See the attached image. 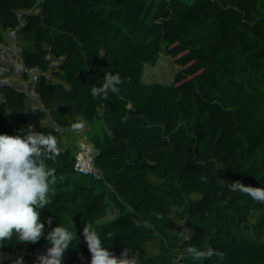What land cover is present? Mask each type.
Returning <instances> with one entry per match:
<instances>
[{"label": "trees", "instance_id": "1", "mask_svg": "<svg viewBox=\"0 0 264 264\" xmlns=\"http://www.w3.org/2000/svg\"><path fill=\"white\" fill-rule=\"evenodd\" d=\"M259 2L0 0V107L22 115L1 120L0 108V133L31 126L58 139L48 161L55 195L40 215L76 236L63 264H87L88 222L109 251L129 247L141 264H264V203L228 187H264ZM169 44L187 81L169 76ZM109 72L123 81L119 94L94 99ZM77 122L83 131L72 129ZM118 185L136 197L129 212L102 213V195ZM206 245L224 260L187 251ZM49 247L13 237L0 242V264H27Z\"/></svg>", "mask_w": 264, "mask_h": 264}, {"label": "clouds", "instance_id": "2", "mask_svg": "<svg viewBox=\"0 0 264 264\" xmlns=\"http://www.w3.org/2000/svg\"><path fill=\"white\" fill-rule=\"evenodd\" d=\"M122 83L118 73H106L103 82L92 87L91 95L101 100L107 99L109 93L118 95ZM127 107L131 108V104ZM29 128L17 135L0 133V242L15 237L34 245L44 238L51 247L38 255V264H63L64 252L73 245L76 236L63 223L53 226L51 216L42 220L40 215V210L46 209L55 195L51 191V185L56 183L55 169L49 167L48 161L59 155V142L51 133ZM84 128V122L72 125L74 131ZM228 187L264 203V187L245 185L238 180ZM82 234L87 245V264H141L139 252L129 247L119 256L109 251L101 241V232L92 223L85 225ZM187 251L197 260L215 257L222 262L226 255L207 245L200 250L190 247Z\"/></svg>", "mask_w": 264, "mask_h": 264}, {"label": "rangeland", "instance_id": "3", "mask_svg": "<svg viewBox=\"0 0 264 264\" xmlns=\"http://www.w3.org/2000/svg\"><path fill=\"white\" fill-rule=\"evenodd\" d=\"M256 12L255 16L252 18V21H257L260 13L264 11V0H260V2L255 7ZM187 17L181 18L179 17L176 21H183ZM240 25V24H239ZM234 28V27H233ZM178 29V26L175 27ZM175 37L176 41H184L185 36L181 33L182 31L175 30ZM169 37V36H168ZM197 39H194V41ZM205 75L209 76V72H205ZM188 79V75L186 76ZM13 119L16 121H22V115L16 109H7L3 112L1 120ZM135 196L131 194L130 189L123 187V186H116L112 194H104L102 195L101 202H100V211L102 213H115V214H127L129 212L131 204L135 200ZM1 254V253H0ZM36 259V260H35ZM30 260L27 264H38L37 258Z\"/></svg>", "mask_w": 264, "mask_h": 264}, {"label": "built area", "instance_id": "4", "mask_svg": "<svg viewBox=\"0 0 264 264\" xmlns=\"http://www.w3.org/2000/svg\"><path fill=\"white\" fill-rule=\"evenodd\" d=\"M135 0H127V2L133 6ZM163 33L168 40V36L166 35L167 33V27L163 26ZM164 63L166 65L167 71L169 73V76L177 81H187L188 79L186 78V74L184 73V70L181 65V55H180V49L175 47L173 44L168 45V49L166 50L164 54ZM1 109H5V105H1ZM14 260H17L14 257ZM17 262H19L17 260Z\"/></svg>", "mask_w": 264, "mask_h": 264}, {"label": "crops", "instance_id": "5", "mask_svg": "<svg viewBox=\"0 0 264 264\" xmlns=\"http://www.w3.org/2000/svg\"><path fill=\"white\" fill-rule=\"evenodd\" d=\"M4 110H5V109H4ZM4 110H3V111H4ZM1 118H2V117H1Z\"/></svg>", "mask_w": 264, "mask_h": 264}]
</instances>
